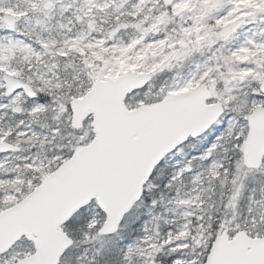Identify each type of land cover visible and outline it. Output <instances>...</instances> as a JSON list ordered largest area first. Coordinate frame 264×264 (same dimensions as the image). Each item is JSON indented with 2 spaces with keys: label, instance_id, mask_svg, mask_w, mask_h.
Masks as SVG:
<instances>
[{
  "label": "snow or ice",
  "instance_id": "obj_1",
  "mask_svg": "<svg viewBox=\"0 0 264 264\" xmlns=\"http://www.w3.org/2000/svg\"><path fill=\"white\" fill-rule=\"evenodd\" d=\"M0 264H264V0H0Z\"/></svg>",
  "mask_w": 264,
  "mask_h": 264
}]
</instances>
